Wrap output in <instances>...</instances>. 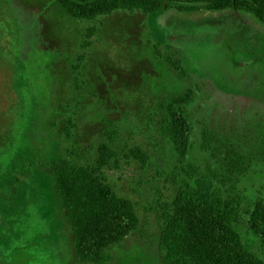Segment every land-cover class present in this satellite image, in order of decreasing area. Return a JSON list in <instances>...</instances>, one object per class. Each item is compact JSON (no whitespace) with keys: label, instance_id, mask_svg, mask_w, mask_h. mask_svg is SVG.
<instances>
[{"label":"rangeland","instance_id":"1","mask_svg":"<svg viewBox=\"0 0 264 264\" xmlns=\"http://www.w3.org/2000/svg\"><path fill=\"white\" fill-rule=\"evenodd\" d=\"M188 92L183 162L164 109ZM106 131L117 157L105 176L139 219L107 250L110 264H166L159 206L193 183L187 166L242 210L264 202V25L205 4L84 22L55 0H0V264H80L50 163L93 166ZM134 147L149 156L145 166L127 157ZM243 236L257 244L246 228Z\"/></svg>","mask_w":264,"mask_h":264},{"label":"trees","instance_id":"2","mask_svg":"<svg viewBox=\"0 0 264 264\" xmlns=\"http://www.w3.org/2000/svg\"><path fill=\"white\" fill-rule=\"evenodd\" d=\"M69 18L92 22L115 12L154 16L171 9L188 11L205 4L215 12L234 11L251 14L264 25V0H55ZM95 29L89 28L81 47L91 46ZM82 57H79L81 61ZM179 77L187 73L178 61L171 60ZM79 66L75 67L78 74ZM190 92L176 95L165 106L164 134L185 162L190 149L191 123L184 109ZM105 143L97 147L98 158L91 167L75 165L68 157L50 163L55 178V193L71 229L75 258L80 264H110L107 250L122 242L139 225L135 204L120 195L108 182L105 170L112 166L117 153ZM205 135V140L206 141ZM145 166L149 156L139 147L128 156ZM239 163V162H238ZM239 169L244 171L240 162ZM184 171L193 183L177 192L170 204L160 205V246L166 264H264V202L242 210L234 198L223 197L213 184L199 177L192 167ZM246 228L257 240L250 245L243 236Z\"/></svg>","mask_w":264,"mask_h":264}]
</instances>
